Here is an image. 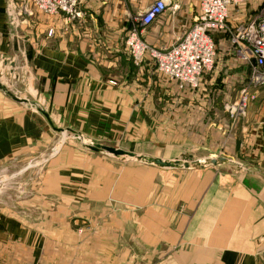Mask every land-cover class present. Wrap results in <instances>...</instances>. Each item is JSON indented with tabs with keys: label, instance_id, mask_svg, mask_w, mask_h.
Returning a JSON list of instances; mask_svg holds the SVG:
<instances>
[{
	"label": "crops",
	"instance_id": "1",
	"mask_svg": "<svg viewBox=\"0 0 264 264\" xmlns=\"http://www.w3.org/2000/svg\"><path fill=\"white\" fill-rule=\"evenodd\" d=\"M156 1L82 0V21L40 24L44 15L36 13L25 21L29 35L21 30L18 39L9 25L10 0H0V56L13 67L26 56L47 102L33 108L0 88V164L70 131L165 162L190 155L236 165L163 169L78 146L53 159L58 167L24 220L0 207V259L77 242L78 228L88 225L93 241L133 254L123 256L128 263L264 264V107L251 102L236 120L227 111L251 68L225 35H215L216 65L196 91L165 81L151 62L135 67L125 35ZM166 1L172 10L144 35L157 48L180 42L198 13L199 0ZM262 6L250 0L232 7L230 24L247 23Z\"/></svg>",
	"mask_w": 264,
	"mask_h": 264
},
{
	"label": "built area",
	"instance_id": "2",
	"mask_svg": "<svg viewBox=\"0 0 264 264\" xmlns=\"http://www.w3.org/2000/svg\"><path fill=\"white\" fill-rule=\"evenodd\" d=\"M249 1L199 0L195 25L184 38L171 47L157 48L150 45L144 35L172 10L166 0H158L137 17L126 32V51L135 67L141 68L151 62L165 81L178 84L182 90L196 91L201 87L204 75L216 65L215 35L227 36L237 56L251 68L249 83L241 90L240 98L227 106L233 120L245 118L250 103L264 87V0H261L263 6L256 17L247 23L232 26L229 20L232 7ZM81 5L82 0H10L7 6L9 24L13 26L20 17H33L35 13L48 17L65 16L71 22H79L86 17ZM52 35L50 32L49 36Z\"/></svg>",
	"mask_w": 264,
	"mask_h": 264
},
{
	"label": "rangeland",
	"instance_id": "3",
	"mask_svg": "<svg viewBox=\"0 0 264 264\" xmlns=\"http://www.w3.org/2000/svg\"><path fill=\"white\" fill-rule=\"evenodd\" d=\"M55 19H65L69 23H76L71 22L65 16L48 17L45 15L40 17L39 23L40 20L43 24L45 21ZM25 21L28 22V17L22 16L19 18L17 23L15 22L16 24L14 23L13 26L9 24L14 35L17 36L19 34V36L16 37L18 39L20 38V32L24 31V33H27L32 25L25 23ZM26 35L29 34L27 33ZM28 39L29 37H26L23 41L27 42ZM20 56L21 55H19L18 58L19 62L17 61L14 67L10 64L11 61L6 60L7 58H1L0 56V83L6 87L12 95L21 100L28 101V103H26L27 105L33 108H37L38 106L41 107L44 102L47 104L45 96L43 95V92L40 91L41 89L38 86V81L33 78L29 68L26 66V56ZM259 92H261V90H259ZM4 94L8 96L5 92ZM263 96L264 93L262 92L259 99L252 102L259 105L258 110H262L264 107V98L262 99ZM85 140L87 139L70 131H60L56 138L52 139L49 143L42 144L38 150L23 153L13 160L0 164V207L3 206L4 208L9 209L13 216L24 220L26 218L25 214L27 210L31 208V204L33 203L31 201L33 198H36V196L42 194L43 189L46 186L45 183L58 167L52 166L53 159L59 157L68 150L78 148V146L89 149L88 146H91L90 144L103 145L90 140L85 142ZM106 156H109L112 159H117L109 154H106ZM197 159H199V156L198 158H193V160ZM119 160H121L122 164L128 162L155 167L154 165L137 162L131 159H128V161L125 159ZM218 168H220V166ZM34 203L42 202L35 201ZM83 227L82 229L84 233L81 228H78L77 242H64L60 244L61 246H56L55 249L51 250L45 248H39L38 250H20L19 257H5L0 259V264H139L137 258L134 259L136 260L134 263H128L129 258H123L126 254H128L129 257H132L133 254H130V252L123 253L120 250L117 254L114 253L113 249L107 248V242H102L97 239L96 241H93L94 237L92 234H90V232H85L88 225L84 228ZM89 229L90 228H87V230ZM101 235H103V233H95V237H101ZM34 252L36 254H33ZM52 253H55V255L52 256ZM135 253L137 254V250Z\"/></svg>",
	"mask_w": 264,
	"mask_h": 264
},
{
	"label": "water",
	"instance_id": "4",
	"mask_svg": "<svg viewBox=\"0 0 264 264\" xmlns=\"http://www.w3.org/2000/svg\"><path fill=\"white\" fill-rule=\"evenodd\" d=\"M0 88L15 102L28 103V101L21 100V99L17 98L16 96L12 95L6 89V87H4L1 83H0ZM86 141L87 140H85V142ZM90 145L91 146H88V148L90 150H92L93 152L106 153V154H109L115 158L125 159L126 161H128V159H131V160H134L137 162H143V163H147L150 165H154V166H157V167L163 168V169L184 168L187 170H202V169H206L210 166H215V167L220 166L221 167V166H225V165H233V166L236 165L235 162H233L232 160H228V159L223 158V157L216 158V159H208V160H193V157L190 155L184 156L180 160H176L174 162H165V161L160 160V159L138 156L136 154H133L130 152H125L123 150H118V149L113 148V147H108V146H103V145H92V144H90ZM237 170L238 171L242 170L241 165H239V164L237 165Z\"/></svg>",
	"mask_w": 264,
	"mask_h": 264
}]
</instances>
